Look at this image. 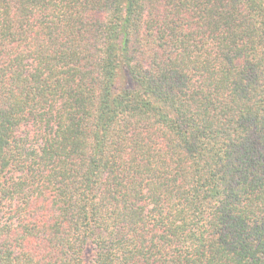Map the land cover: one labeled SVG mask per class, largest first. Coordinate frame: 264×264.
I'll return each instance as SVG.
<instances>
[{
    "label": "trees",
    "instance_id": "obj_1",
    "mask_svg": "<svg viewBox=\"0 0 264 264\" xmlns=\"http://www.w3.org/2000/svg\"><path fill=\"white\" fill-rule=\"evenodd\" d=\"M0 264H264V0H0Z\"/></svg>",
    "mask_w": 264,
    "mask_h": 264
}]
</instances>
